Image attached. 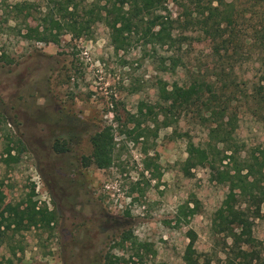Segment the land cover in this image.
Wrapping results in <instances>:
<instances>
[{"label": "rangeland", "instance_id": "1", "mask_svg": "<svg viewBox=\"0 0 264 264\" xmlns=\"http://www.w3.org/2000/svg\"><path fill=\"white\" fill-rule=\"evenodd\" d=\"M231 1L238 18L227 54L213 51L216 43L202 26L178 23L173 35L187 38L176 50L182 64L162 71L166 47L153 53L132 32L122 36V48L116 50L104 24H96L90 37L65 34L57 45L25 38L26 26L36 25L45 0H6L7 5L32 3L33 9L17 12V21L12 13L7 25L19 29L0 33V198L3 205L20 204L19 209L36 203V209L54 213L55 221L49 227L37 222L28 230H8L0 245L2 264H104L108 252L129 259L127 264H184L189 231L203 258L224 264L210 222L228 188L208 166L191 168L188 175L182 169L187 143L203 146L213 124L193 106L174 112L168 126L160 124V116L155 126L146 117L137 127L135 119L143 104L157 101L159 80L167 89L177 84L200 91L192 84L197 76L223 69L236 84L229 111L237 119L234 137L242 156L264 149V127L245 100L259 80L253 38L264 20V0L225 4ZM166 7L172 19L182 11L173 2ZM108 127L116 144L111 167H85L90 137ZM137 133L142 136L134 141ZM55 141L67 150L55 152ZM11 148L14 159L6 153ZM147 157L149 170L143 166ZM194 201L198 213L184 217L180 209L192 208ZM126 230L143 245L139 251L128 242L119 244ZM253 235L264 239V214L255 221Z\"/></svg>", "mask_w": 264, "mask_h": 264}, {"label": "trees", "instance_id": "2", "mask_svg": "<svg viewBox=\"0 0 264 264\" xmlns=\"http://www.w3.org/2000/svg\"><path fill=\"white\" fill-rule=\"evenodd\" d=\"M214 1L217 2L215 7L212 6ZM168 2H173L182 10L177 19H172L167 12ZM25 9H33L32 3L7 5L6 0H0V33L19 29L18 24L13 27L7 24L12 13V19L17 21V12L21 13ZM236 15L233 2L225 4V0H45L44 9L36 18V25L26 26L25 38L57 45L60 37L65 34L75 38L90 37L96 24H104L110 32V40L116 50L122 48V36L132 32L140 34L144 44H147L153 53H156V48L166 47V56L161 58L162 71H174L182 64L176 50L187 40L184 36L177 38L173 35L175 24L183 23L185 28L202 26L205 34L211 36L216 43L213 51L221 56L219 51L223 50L222 55L225 56L233 43V37L236 36ZM2 24L6 26L2 27ZM208 25L210 26L206 29ZM254 31L259 80L251 86L245 100L249 112L258 117L264 127V20ZM235 48L236 44L233 49ZM5 62L6 65L12 64L11 60ZM158 82L162 86L157 93V101L142 105L146 111L143 113L142 107L139 109L140 117L135 119L136 126H139V120L146 117L154 126L158 125L159 116L162 117L160 124L168 126L167 120L173 118L174 112L186 111L189 106L196 108V113L204 122L213 124L208 131L209 141L203 146L187 143L188 157L182 169L185 175H188L191 168L208 166L216 173V181L228 188L210 222V235L215 239L216 245L221 247L224 264H264V239L258 240L253 235L255 221L264 214V149L255 148L242 156L243 147L235 140L237 119L235 114L229 111L236 95L235 82L223 69L215 71L212 75L197 76L192 84L200 91H196L194 86L185 89L177 84L167 89V83L161 80ZM110 131L111 128L108 127L90 137L91 154L89 157H82L85 167L93 165L100 170L111 167L116 144ZM134 132L129 131L128 135ZM140 136L142 134L137 133L136 140H133L137 141ZM220 145L222 147H219ZM14 150L11 148L6 151L11 159L15 158L11 155ZM53 150L61 153L67 149L55 141ZM150 165V158L147 157L143 166L149 170ZM30 202L29 200L28 203ZM19 208L20 204L16 207L3 205L0 198V245L8 230H28L37 222L49 227L55 221L54 213L48 212L46 208L36 209V203H31L24 209ZM198 210L199 203L194 201L192 208L186 204L180 212L184 217H192ZM187 237L189 243L182 256L184 264H211L210 258H203L196 251L195 233L189 231ZM126 242L136 251L143 247L132 230L121 233L119 244L122 246ZM12 254L15 255L14 252ZM128 262L129 259L109 252L104 257V264Z\"/></svg>", "mask_w": 264, "mask_h": 264}]
</instances>
